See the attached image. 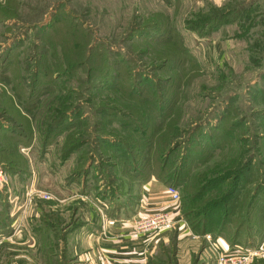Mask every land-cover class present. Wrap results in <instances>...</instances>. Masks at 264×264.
Returning <instances> with one entry per match:
<instances>
[{
	"label": "rangeland",
	"instance_id": "374dc122",
	"mask_svg": "<svg viewBox=\"0 0 264 264\" xmlns=\"http://www.w3.org/2000/svg\"><path fill=\"white\" fill-rule=\"evenodd\" d=\"M0 175L4 211L67 193L129 211L159 175L194 234L263 245L264 0H0Z\"/></svg>",
	"mask_w": 264,
	"mask_h": 264
},
{
	"label": "crops",
	"instance_id": "0c3cea01",
	"mask_svg": "<svg viewBox=\"0 0 264 264\" xmlns=\"http://www.w3.org/2000/svg\"><path fill=\"white\" fill-rule=\"evenodd\" d=\"M28 183L23 184L19 177H14L10 185L15 191H23ZM167 186L155 177L136 183L134 208L121 210L115 217H108L104 207L99 205V209L95 200L78 199L69 193L68 197H59L60 203L44 202L36 196L24 199L23 195L15 194L16 207L5 211L7 222L0 226V264L46 263L42 249L55 244L54 227L49 222H60V219L65 222L76 209L80 222L72 232L62 229L60 234L61 264H106L108 261L115 264H217L219 251L235 247H230L216 234L211 233V242L205 236L194 234L183 218L180 201L171 198ZM65 189L68 192V186ZM18 200L21 205L25 203L24 208L17 207ZM0 210L3 209L0 207ZM164 212L168 213L170 221L164 228L147 232L136 230L137 220ZM15 223L19 226L14 229L12 224ZM48 228H51L50 235Z\"/></svg>",
	"mask_w": 264,
	"mask_h": 264
},
{
	"label": "built area",
	"instance_id": "2783aa9c",
	"mask_svg": "<svg viewBox=\"0 0 264 264\" xmlns=\"http://www.w3.org/2000/svg\"><path fill=\"white\" fill-rule=\"evenodd\" d=\"M5 180L2 179V176L0 175V187L2 186L3 182ZM167 192L171 196L173 200L179 201L181 198L180 190L174 186L169 185L167 187ZM169 215L168 213H158L155 215H152L148 218H141L136 221V230L138 232H147V231H154L159 230L161 228H164L166 225L169 224ZM212 234L207 233L205 234V239L209 240L210 242L212 239ZM211 245L214 247V250H216L215 244ZM262 247V248H261ZM262 249H264V241L263 245L256 246V247H248L246 249L236 247L234 248H228L224 251H219L217 253V264H253L257 256L262 255ZM217 251V250H216ZM264 252V250H263ZM106 264H115L114 262L108 261Z\"/></svg>",
	"mask_w": 264,
	"mask_h": 264
},
{
	"label": "trees",
	"instance_id": "16d2710c",
	"mask_svg": "<svg viewBox=\"0 0 264 264\" xmlns=\"http://www.w3.org/2000/svg\"><path fill=\"white\" fill-rule=\"evenodd\" d=\"M152 177H155V178H158L159 180H161V181H163V182H165V183H167L161 176H159V175H152V176H145L144 178H137L136 179V183H138V182H140V181H146V180H148V179H150V178H152ZM106 198V197H105ZM137 198V197H136ZM99 201H100V199H99ZM137 202V201H136ZM136 202L134 203V205L132 206V209L134 208V206H135V204H136ZM120 203L119 202H115V201H112V205H110V207H109V211L105 208V212H106V214H107V216L108 217H115L116 215H119V213L121 212V210L124 208V206H123V204L124 203H121V205L120 206H118L117 207V205H119ZM105 206V205H104ZM5 210V209H4ZM7 216V215H6ZM5 216V211L3 212V210H0V226L1 225H4L7 221V217ZM183 216L185 217V219H186V217H188L187 215H186V212H183ZM195 229V228H194ZM196 230V229H195ZM206 232H207V229H201V230H199V232H198V234L200 235V236H205V234H206Z\"/></svg>",
	"mask_w": 264,
	"mask_h": 264
}]
</instances>
